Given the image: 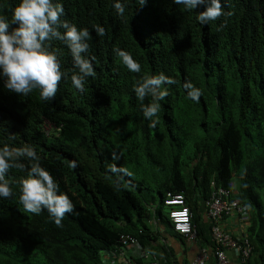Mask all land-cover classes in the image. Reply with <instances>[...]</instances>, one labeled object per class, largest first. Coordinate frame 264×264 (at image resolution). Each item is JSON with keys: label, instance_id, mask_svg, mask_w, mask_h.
<instances>
[{"label": "trees", "instance_id": "1", "mask_svg": "<svg viewBox=\"0 0 264 264\" xmlns=\"http://www.w3.org/2000/svg\"><path fill=\"white\" fill-rule=\"evenodd\" d=\"M227 1L218 20L202 24L197 17L203 5L187 10L174 0H146L143 6L120 0L123 17L113 6L116 0H58L61 20L89 30L85 55L95 76L85 80L83 92L73 85V57L61 40L51 47L59 49L67 76L54 99L42 101L38 90L28 96L10 92L0 75V147L33 145L75 211L65 215L63 227L47 210L25 212L20 181L34 161L22 158L25 168L6 175L14 195L0 198V264H104L100 252L121 246V220L133 209L144 214L133 191L149 190V169L169 171L174 185L167 191L174 192L184 189L179 178L193 161V174L201 179L212 171L228 183L236 174L241 198L261 211L264 0ZM20 2L0 0V16L11 22ZM96 25L104 36L97 35ZM115 48L131 53L141 72L129 71ZM160 73L178 83L164 86L168 95L159 102V122L150 127L143 112L150 99L139 101L134 88L143 75ZM185 81L201 89L198 102L188 98ZM112 164L131 175L109 172ZM141 233L145 238L146 230Z\"/></svg>", "mask_w": 264, "mask_h": 264}, {"label": "clouds", "instance_id": "2", "mask_svg": "<svg viewBox=\"0 0 264 264\" xmlns=\"http://www.w3.org/2000/svg\"><path fill=\"white\" fill-rule=\"evenodd\" d=\"M225 2L228 1L174 0V3L183 5L187 10L203 5L204 11L197 17L202 24L218 20L224 14L221 4ZM137 3L143 6L146 0H137ZM113 6L117 14L123 17L125 4L116 0ZM63 13V5L58 0L57 2L21 0L13 9L11 22L6 17L0 16V75L6 78L5 87L10 92L28 96L34 90H38L42 101L55 98L59 83L67 76V73L61 71L59 49L51 47L53 40L63 41L71 51L76 69L71 75V80L77 89L83 92L85 80L95 76L91 59L85 55L90 47L89 30L80 29L67 20H61ZM12 25L16 27L13 28ZM94 27L97 35H105V29L102 26ZM61 29L64 31L61 32ZM114 52L129 71L141 72V64L133 58L131 53L119 48H115ZM177 83V80L164 73L145 74L136 83L134 91L138 100L143 102L146 98L150 99V103L143 108L145 118L150 121V127H155L159 122L158 113L161 108L159 102L168 95V90L164 86ZM183 87L188 93V98L199 101L203 94L200 88L191 81H185ZM22 158L34 161L27 177L20 181L19 201L24 211L39 215L43 210H47L55 225L63 227L62 221L65 215L73 213L75 206L68 194L60 191V186L51 173L40 165V157L33 145L14 147L5 144L0 147V198L10 199L14 195L6 175L10 169L25 168V165L19 162ZM113 159H119V157L114 154ZM76 166V161L70 163V167ZM108 171L117 176L131 175L127 169L119 168L115 164L109 165Z\"/></svg>", "mask_w": 264, "mask_h": 264}, {"label": "crops", "instance_id": "3", "mask_svg": "<svg viewBox=\"0 0 264 264\" xmlns=\"http://www.w3.org/2000/svg\"><path fill=\"white\" fill-rule=\"evenodd\" d=\"M193 161L190 166H183L179 184L184 187L182 193L193 213V223L197 229V238L188 240L178 233L170 220V207L165 204L167 190L172 187L170 173L167 170H151L145 173L147 179L153 180L149 190L133 191L141 200L144 214L136 213L121 220L126 232L123 237H133L137 240L138 249L145 252L148 257L138 258L133 255L134 248L127 247L123 253L121 246L118 249L100 252V261L104 264H125V257H133L134 264H189L201 259V264H220L217 257L218 243L213 235L214 227L230 234L239 244L248 245L251 249L246 262H241L239 256L232 249L227 254L232 264H264V204L261 201V211L258 207L243 197L239 177L234 174L228 183L206 173L201 179L193 174ZM194 176V178H193ZM225 190L223 198L229 201L237 200L243 205L245 213L224 215L223 218L214 219L210 213L208 201ZM172 191V190H169ZM260 194V193H259ZM241 195V196H240ZM261 197V195H260ZM262 200V199H261ZM120 222V221H119ZM146 230L145 238L142 231ZM134 254H137L136 251Z\"/></svg>", "mask_w": 264, "mask_h": 264}, {"label": "built area", "instance_id": "4", "mask_svg": "<svg viewBox=\"0 0 264 264\" xmlns=\"http://www.w3.org/2000/svg\"><path fill=\"white\" fill-rule=\"evenodd\" d=\"M225 196V190H222ZM222 191L219 190V194L213 196L209 201L210 213L214 219L223 218L224 215H228L236 211L237 213H245L246 208L241 205L237 200L229 201L223 198ZM165 204L170 207V220L174 229L185 236L188 240H194L197 238V229L193 223V213L187 204L186 197L182 193H174L168 191L165 197ZM223 216V217H222ZM213 235L218 243L217 257L220 264H232L227 254L229 249L236 252V255L240 257L241 262H246L251 249L248 245L239 244L230 234L223 232L219 227H214ZM122 251L125 253L127 247H133L134 258H145L148 255L138 249L137 240L133 237H123L121 239ZM136 251L137 254H134ZM133 257H125V264H134ZM201 259L193 261L189 264H201Z\"/></svg>", "mask_w": 264, "mask_h": 264}, {"label": "rangeland", "instance_id": "5", "mask_svg": "<svg viewBox=\"0 0 264 264\" xmlns=\"http://www.w3.org/2000/svg\"><path fill=\"white\" fill-rule=\"evenodd\" d=\"M259 193H260V195H261V199H262V202H263V204H264V188L259 189Z\"/></svg>", "mask_w": 264, "mask_h": 264}]
</instances>
